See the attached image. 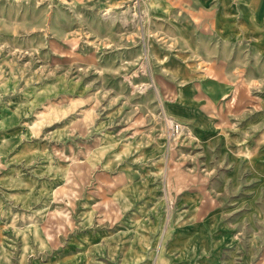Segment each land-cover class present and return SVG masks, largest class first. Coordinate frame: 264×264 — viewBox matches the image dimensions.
Returning <instances> with one entry per match:
<instances>
[{
    "label": "rangeland",
    "instance_id": "obj_1",
    "mask_svg": "<svg viewBox=\"0 0 264 264\" xmlns=\"http://www.w3.org/2000/svg\"><path fill=\"white\" fill-rule=\"evenodd\" d=\"M193 1L0 0V264H264L262 62L215 105Z\"/></svg>",
    "mask_w": 264,
    "mask_h": 264
},
{
    "label": "crops",
    "instance_id": "obj_2",
    "mask_svg": "<svg viewBox=\"0 0 264 264\" xmlns=\"http://www.w3.org/2000/svg\"><path fill=\"white\" fill-rule=\"evenodd\" d=\"M185 9L184 13L172 17L178 25L179 39L191 41L192 37L188 34L191 26L196 25L197 39L205 42L208 54L213 53L214 58L221 57L224 60L222 64L219 61V67L218 60L214 59L217 67L215 73L220 72L221 76L214 77L201 86L205 96H211L215 105L221 103L222 97L234 88L233 78H238L237 74L241 73V78H245L243 80L247 92L250 90L246 99L248 104L249 98L251 108L247 106V110L253 115L255 60L262 62L258 72L261 74L259 78L264 79V0H196ZM204 56H207L206 51ZM238 58H241L240 62ZM178 103L182 108L177 111L182 114L190 113L188 108H191V102L182 100ZM203 103L204 106L210 104L206 99ZM198 104L202 108L199 102Z\"/></svg>",
    "mask_w": 264,
    "mask_h": 264
},
{
    "label": "built area",
    "instance_id": "obj_3",
    "mask_svg": "<svg viewBox=\"0 0 264 264\" xmlns=\"http://www.w3.org/2000/svg\"><path fill=\"white\" fill-rule=\"evenodd\" d=\"M180 127H181V126H180V124H179L178 122H176V121H171V122L169 123L168 129L170 130V132H171L172 134H174V133H176V132L179 131Z\"/></svg>",
    "mask_w": 264,
    "mask_h": 264
}]
</instances>
